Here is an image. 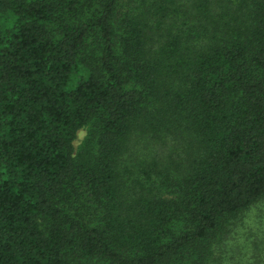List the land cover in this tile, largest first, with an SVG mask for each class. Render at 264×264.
Returning <instances> with one entry per match:
<instances>
[{
    "label": "trees",
    "instance_id": "1",
    "mask_svg": "<svg viewBox=\"0 0 264 264\" xmlns=\"http://www.w3.org/2000/svg\"><path fill=\"white\" fill-rule=\"evenodd\" d=\"M262 201L264 0H0V264H227Z\"/></svg>",
    "mask_w": 264,
    "mask_h": 264
},
{
    "label": "rangeland",
    "instance_id": "2",
    "mask_svg": "<svg viewBox=\"0 0 264 264\" xmlns=\"http://www.w3.org/2000/svg\"><path fill=\"white\" fill-rule=\"evenodd\" d=\"M86 128L78 132L76 148L84 139ZM227 264H264V201L255 205L238 225L224 249Z\"/></svg>",
    "mask_w": 264,
    "mask_h": 264
}]
</instances>
